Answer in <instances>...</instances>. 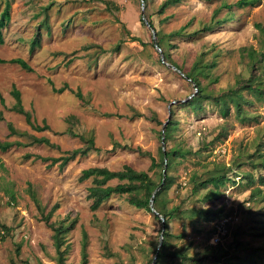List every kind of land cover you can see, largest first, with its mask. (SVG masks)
<instances>
[{"label": "rangeland", "instance_id": "374dc122", "mask_svg": "<svg viewBox=\"0 0 264 264\" xmlns=\"http://www.w3.org/2000/svg\"><path fill=\"white\" fill-rule=\"evenodd\" d=\"M143 1L11 0L0 59L21 58L33 71L0 65V142L25 145L0 150V264H58L55 234L43 220L54 208L51 223L76 220L65 236L67 264H151L163 229L158 217L132 206L130 195H113L92 210L93 179L80 177L86 169L119 171L127 165L148 172L158 185L164 166L150 170L151 158L140 152L160 163L162 130L169 120L177 127L166 150L192 154L172 159L168 175L174 183L158 197L157 210L169 221L168 250L201 256L208 245H217L212 240L215 222L193 217V209L220 208L228 220L221 244L230 253L237 252V242L244 245L243 255L245 248L264 247V238L255 236L264 231V186L259 182L264 176V95L245 87L254 76L264 89V64L252 67L249 56L252 50L257 56L264 52V0L245 8L238 7L240 0H183L163 14L158 10L165 0H148L147 8ZM143 6L146 19L165 37L185 26L186 33H193L214 22L212 31L198 36L169 37L165 51L184 72L197 62H216L210 78L198 77L212 96L226 98L227 116L211 100L198 112L187 105L196 88L162 61L153 32L142 20ZM4 7L0 0V14ZM39 30L41 46L31 50ZM14 88L32 121L38 126L46 121L50 130L37 132L11 111L17 103ZM61 88L67 89L54 91ZM92 136L97 150L64 168L35 159L65 156L85 146L81 137ZM223 173L235 183L222 187L218 199L205 201L215 188L209 184L196 191V184ZM161 264L200 263L170 258Z\"/></svg>", "mask_w": 264, "mask_h": 264}, {"label": "trees", "instance_id": "16d2710c", "mask_svg": "<svg viewBox=\"0 0 264 264\" xmlns=\"http://www.w3.org/2000/svg\"><path fill=\"white\" fill-rule=\"evenodd\" d=\"M183 0H165L159 10L158 14H163L167 9L170 7L176 6L180 4ZM259 0H240L237 5L238 7L245 8L250 6H255ZM144 5L147 8L148 0H144ZM11 7L12 2L11 0H5V7L3 11L0 14V46H3L5 44V38H4V29L9 25L11 20ZM218 13V10L216 11ZM146 17V16H145ZM151 27L154 28L156 32V39H157V45L162 50L163 58L162 61L168 64H171V66L177 67L184 75L186 80L191 82L195 88L196 92L193 94L194 96L187 102V105L194 111L198 112L203 109V102L205 100H211L217 104L222 105V113L224 116H227L229 114V107L227 105L226 98L224 96H212L204 86H202V83L199 79V75H202L205 78L211 77V72L213 69L216 68L217 64L216 62H212L210 64H203V62H197L190 72H184L180 66H178L176 63H174L171 59V56L165 51V45L166 40H169V37L175 38V37H183V36H198L201 33H205L208 31H212L214 27V22L210 25L204 26L201 30L195 31L193 33H186V27H182L180 30L172 32L167 37L162 36L160 31H157L154 25V22L152 19L147 20ZM218 24H221L219 21L216 22ZM264 32V27L260 26ZM41 33L40 30L36 34L35 38L31 42V50H35V48H40L41 46ZM134 41H139L137 38H133ZM154 44V43H153ZM155 47V45H154ZM156 48V47H155ZM157 49V48H156ZM158 51V49H157ZM159 52V51H158ZM161 54V53H160ZM249 56L251 57V63L252 67L257 69V65L264 64V52L261 53L260 56H257L255 51L249 52ZM1 64H18L21 68L25 69L28 72L33 71L32 67L23 59H12L10 61L2 60L0 59V65ZM260 79V78H259ZM258 78L254 77L250 79V85L245 86L248 90H250L253 93H256L259 96L264 95V89L261 88V84L257 82ZM211 82L218 83L219 78H213L211 79ZM261 82V79H260ZM67 88H61V89H54L56 93H63ZM76 96L83 100L82 93L80 91L74 92ZM236 94V92H232V95ZM13 97L16 99L17 103L14 104V106L11 108V111L16 112L20 115H23L26 119L27 124H29L32 129H34L37 132H45L50 130V126L44 121L43 126H38L35 124L34 121H32V112L25 109L22 99H21V93L14 88L12 91ZM241 100L243 97L240 95ZM0 100L4 103V99L2 97V94L0 93ZM235 106L237 107V110L239 112V115H244L245 110L242 109L241 102L235 101ZM4 119L3 112L0 110V121ZM244 121V119H242ZM177 127V124H175L174 121L168 122L167 126L165 127V133H164V142H165V150L160 149V163H157V160L152 157L148 153L139 152L143 155L149 156L151 158L152 164L150 167V170L162 168L164 166V170L166 169V181L163 185L160 192L157 193L154 207L157 210L158 205V197L170 190L172 187L174 180L172 177L168 175V171L170 170V165L172 163V159L174 157H181L185 158L188 155L192 154V152L183 150L180 148H172L171 150H166V143L170 139L172 135V131H174ZM9 129L11 131V135H16L18 132L14 128L12 124H9ZM162 138H163V130H162ZM82 141L84 142L85 146L82 148H78L72 151L65 152V156L59 157V158H51V157H41V156H35V159H40L43 162H49L51 161V165L60 164L59 166L61 168H64L66 165L69 164V162L75 160L78 156H87L91 151L97 150V147L95 145V139L94 136L90 137L89 139H86L85 137H81ZM20 146L25 147V145L21 144L20 142L12 143V142H0V150L2 151H8V149L12 148L13 146ZM28 159L32 157V155L26 156ZM263 157V156H261ZM167 163V167L166 166ZM264 167V163L261 164ZM163 170V171H164ZM93 179V184L95 186L91 187L89 189V197L93 199L92 204V210H97L99 207L108 199H110L113 195H130L129 203L134 206L137 209L146 210L148 212H151L150 209V200L155 192V190L161 185L163 180V172L161 173V181L157 185L152 178L149 176L148 172H138L131 168L130 166L125 165L122 170L119 171H111L108 168H90L86 169L82 172V175L80 177L81 181H87ZM119 181V184L116 186H109L107 185L110 181ZM235 183V180H233L230 176H228L226 173L223 174H215L211 177H209L206 181L197 183L195 186L196 191L200 188H206L209 184H211L215 190H212L205 198V201H212L218 199L222 193L220 192V189L222 187H226L228 183ZM259 182L261 185L264 186V176H261L259 178ZM261 190H258L257 193L259 194ZM143 193L144 196L140 197L139 193ZM41 213L43 215L44 211L39 207ZM55 211V208L47 215L43 216V220L49 225V227L53 230L55 234V244L57 248V263L58 264H67L66 263V250L63 249L65 246V236L75 227L76 220L72 221L70 224H66L68 220H64L59 225H56L54 223H51V219L53 217V213ZM159 213V212H158ZM224 209L220 208L218 210H212V209H193V217H200L206 222H212L214 221V230L212 232L213 236L217 233V225L226 219L225 215H223ZM165 218V233H164V241L163 245L161 247V250L158 252V247L156 248L154 252V258L157 256V259L155 260V264H161L166 259H180L182 261H190L194 263H200L204 264L206 261H212L215 264H264V247L260 246L257 248H251L249 251L245 248V253L242 254L244 251V245L241 242H237L236 244V253L232 254L230 253L229 249L221 244L218 243L217 245H208L206 247V250L201 256H188L184 252H170L168 250L169 242L168 237L171 236L168 231V216L167 214H161ZM158 219L162 220L157 216ZM163 225V223H162ZM3 229H6L5 226H2ZM164 229V228H163ZM162 229V231H163ZM161 231V233H162ZM255 236L259 238H264V231L255 233ZM211 238V239H212ZM160 243V242H159ZM230 245V244H229ZM159 246V244H158ZM232 247V246H231ZM230 247V248H231ZM86 243L84 245L83 250V256H84V263H86ZM154 258L151 261V264L154 262ZM24 264H30L29 262H25Z\"/></svg>", "mask_w": 264, "mask_h": 264}, {"label": "water", "instance_id": "95a60500", "mask_svg": "<svg viewBox=\"0 0 264 264\" xmlns=\"http://www.w3.org/2000/svg\"><path fill=\"white\" fill-rule=\"evenodd\" d=\"M143 5H144V1H143ZM144 9H145V8H144V6H143L142 20L145 22V24H146L149 28H151V30H152V32H153V43H154L155 47L158 49V51L161 53L162 58H163L162 50H161V49L158 47V45H157L156 32H155L154 28L151 27L150 24L148 23V21H147V19H146V17H145V11H144ZM171 67H172L174 70L180 72V73L183 75V77H185V75H184V74H183V73H182L177 67H174V66H171ZM168 122H169V121H168ZM168 122H167V124H168ZM167 124H166V125L164 126V128H163L162 144H163V149H164V150H165V142H164L165 138H164V133H165V127L167 126ZM165 167H167V163H166V166H165ZM165 181H166V169L163 171V180H162L161 185L155 190V192H154V194H153V196H152V198H151V200H150V209H151V212H152L154 215L159 216V218L162 220L163 228H164L163 231H162V233H161L160 243H159V246H158V252L161 250V247H162V245H163V241H164V233H165V218H164L162 215H160V214L156 211V209H155V207H154V202H155V198H156L157 193L161 191L163 185L165 184ZM156 259H157V256L154 258V262H153V264H155V260H156Z\"/></svg>", "mask_w": 264, "mask_h": 264}, {"label": "built area", "instance_id": "2783aa9c", "mask_svg": "<svg viewBox=\"0 0 264 264\" xmlns=\"http://www.w3.org/2000/svg\"><path fill=\"white\" fill-rule=\"evenodd\" d=\"M227 219H224L217 225V233L213 237V244H218L222 241V238L226 235L227 233Z\"/></svg>", "mask_w": 264, "mask_h": 264}]
</instances>
